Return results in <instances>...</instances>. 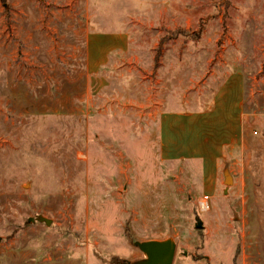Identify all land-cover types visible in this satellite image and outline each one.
Segmentation results:
<instances>
[{
    "label": "rangeland",
    "instance_id": "1",
    "mask_svg": "<svg viewBox=\"0 0 264 264\" xmlns=\"http://www.w3.org/2000/svg\"><path fill=\"white\" fill-rule=\"evenodd\" d=\"M235 72L211 183L163 157L160 115ZM168 237L172 264H264V0H0V264H133Z\"/></svg>",
    "mask_w": 264,
    "mask_h": 264
},
{
    "label": "crops",
    "instance_id": "2",
    "mask_svg": "<svg viewBox=\"0 0 264 264\" xmlns=\"http://www.w3.org/2000/svg\"><path fill=\"white\" fill-rule=\"evenodd\" d=\"M110 37L114 44L124 38L122 34ZM244 94L242 75L235 72L229 74L217 90L210 109L191 113L163 112L159 121L163 157L201 158L205 180L213 183L224 147L239 142L242 136Z\"/></svg>",
    "mask_w": 264,
    "mask_h": 264
},
{
    "label": "water",
    "instance_id": "3",
    "mask_svg": "<svg viewBox=\"0 0 264 264\" xmlns=\"http://www.w3.org/2000/svg\"><path fill=\"white\" fill-rule=\"evenodd\" d=\"M35 219L30 217V221ZM39 219L51 223V219L45 216H40ZM135 244L145 252L146 257L136 260L133 264H172L177 251V242L173 237L137 240Z\"/></svg>",
    "mask_w": 264,
    "mask_h": 264
},
{
    "label": "bare ground",
    "instance_id": "4",
    "mask_svg": "<svg viewBox=\"0 0 264 264\" xmlns=\"http://www.w3.org/2000/svg\"><path fill=\"white\" fill-rule=\"evenodd\" d=\"M226 174H227L226 180L227 181H231L232 180V176H231L229 170L226 171Z\"/></svg>",
    "mask_w": 264,
    "mask_h": 264
},
{
    "label": "built area",
    "instance_id": "5",
    "mask_svg": "<svg viewBox=\"0 0 264 264\" xmlns=\"http://www.w3.org/2000/svg\"><path fill=\"white\" fill-rule=\"evenodd\" d=\"M202 205H203V207H206V208L209 207L208 202L205 200H202Z\"/></svg>",
    "mask_w": 264,
    "mask_h": 264
}]
</instances>
